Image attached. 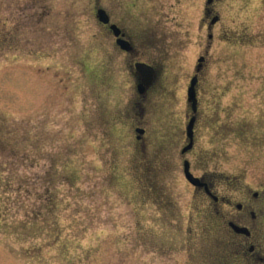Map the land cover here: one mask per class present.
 Wrapping results in <instances>:
<instances>
[{"label":"rangeland","instance_id":"obj_1","mask_svg":"<svg viewBox=\"0 0 264 264\" xmlns=\"http://www.w3.org/2000/svg\"><path fill=\"white\" fill-rule=\"evenodd\" d=\"M208 1L0 0V129L39 159L0 149V264H249L184 162L219 195L264 192V0ZM136 62L157 70L145 99Z\"/></svg>","mask_w":264,"mask_h":264},{"label":"flooded vegetation","instance_id":"obj_2","mask_svg":"<svg viewBox=\"0 0 264 264\" xmlns=\"http://www.w3.org/2000/svg\"><path fill=\"white\" fill-rule=\"evenodd\" d=\"M213 4V0H212ZM211 4V5H212ZM210 14L213 12L209 9ZM216 18V17H215ZM214 18V19H215ZM218 23V22H217ZM102 24L104 27H108L109 31L113 34L111 30V25ZM216 24V23H215ZM214 24V25H215ZM117 26V25H116ZM118 27V26H117ZM119 28V27H118ZM120 29V28H119ZM121 30L119 38H116V45L119 49L125 53L132 54L135 52V48L132 43L127 38L126 34ZM123 40L129 42L132 46V51H125L117 43V40ZM145 62H136L134 65V72L136 77V82L138 83V95L140 98L145 99L148 97V94L153 89L157 80V70H155V76L153 82L150 86H144V88L139 89V84L142 83V76L136 69V64ZM203 70V65L199 69L197 76V86H196V95H197V112L195 114L197 126L199 114H200V99L198 98V86L200 83V73ZM137 129H140L139 127ZM141 130V129H140ZM195 133V129H194ZM195 137V136H194ZM195 139V138H194ZM194 149L189 150L182 156L190 154ZM201 180V187H193L198 191L204 193V195L210 199L213 203V209L216 215L224 219L223 226L228 229V234L230 235L232 241V247L237 249L236 256L243 261L244 263L249 264H264V192H247L245 193L244 198L240 201H236L228 197L227 195H219L217 191L216 176L212 175L208 177L207 175L195 176ZM223 183V182H222ZM225 208H228L224 211ZM222 209V210H221Z\"/></svg>","mask_w":264,"mask_h":264},{"label":"water","instance_id":"obj_3","mask_svg":"<svg viewBox=\"0 0 264 264\" xmlns=\"http://www.w3.org/2000/svg\"><path fill=\"white\" fill-rule=\"evenodd\" d=\"M212 0L208 1V4H211ZM98 19L101 23L103 24H109L110 23V17L109 15L102 9L98 11ZM218 21V17L212 20L211 24L214 25ZM111 30L113 31L115 37L119 38L121 34V30L116 26V25H111ZM212 36H210L211 38ZM117 43L121 46V48L125 51H132V46L130 45L129 42L123 41V40H117ZM205 58H201L199 60V68H201L202 63L204 62ZM136 69L137 71L141 74L142 76V83L139 84V89L144 88V86H150L153 82L154 76H155V70L153 67L143 64V63H138L136 64ZM197 77H194L191 81V85L188 90V102L191 104L192 112H193V117L191 118L188 127H187V137L189 139V144L183 149L182 153L185 154L189 150L193 148L194 145V127H195V122H196V117L195 114L197 112V98H196V85H197ZM137 132L140 134L144 133V130L137 129ZM190 163L189 161L184 162V174L186 179L188 180L189 183H191L195 187H201V180L197 177H195L190 170Z\"/></svg>","mask_w":264,"mask_h":264},{"label":"trees","instance_id":"obj_4","mask_svg":"<svg viewBox=\"0 0 264 264\" xmlns=\"http://www.w3.org/2000/svg\"><path fill=\"white\" fill-rule=\"evenodd\" d=\"M4 132L6 133L5 140L3 139V137H0V149L2 151H7V153L9 154V149L11 151L12 144H16L21 149L22 155H20L19 150H14V152H10V155L12 154L13 158L19 159L22 162L31 161V162L38 163V160H39L38 155H37L38 150H36V148H38V145L36 146L37 139L35 136L30 135V134L16 135L15 132L11 130V128L6 123H5V127L2 130L0 129V135H3L2 133ZM3 146L5 147V150H3ZM25 183H26L25 181H22L20 186L16 190L18 192L22 191V186ZM10 185L11 184L9 182V185L7 186V188L13 189V187H11ZM33 192H34V189L30 188L28 191L26 190L25 194H27L28 196H32ZM52 203H53V200L52 198L49 197V199L46 200L45 205L51 206ZM10 209L12 208L10 207ZM43 210H44L43 206L36 209L34 211L35 213L34 217L40 218V216H42Z\"/></svg>","mask_w":264,"mask_h":264}]
</instances>
